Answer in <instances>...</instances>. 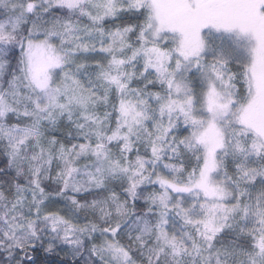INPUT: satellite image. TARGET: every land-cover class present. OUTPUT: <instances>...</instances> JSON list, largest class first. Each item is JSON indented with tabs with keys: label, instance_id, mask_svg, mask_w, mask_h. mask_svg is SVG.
Listing matches in <instances>:
<instances>
[{
	"label": "snow or ice",
	"instance_id": "6c2138e0",
	"mask_svg": "<svg viewBox=\"0 0 264 264\" xmlns=\"http://www.w3.org/2000/svg\"><path fill=\"white\" fill-rule=\"evenodd\" d=\"M0 264H264V0H0Z\"/></svg>",
	"mask_w": 264,
	"mask_h": 264
}]
</instances>
